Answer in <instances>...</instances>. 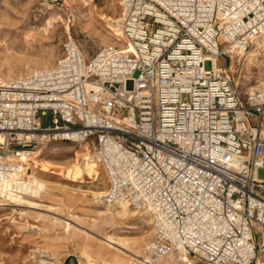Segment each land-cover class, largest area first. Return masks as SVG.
<instances>
[{
	"label": "built area",
	"instance_id": "2783aa9c",
	"mask_svg": "<svg viewBox=\"0 0 264 264\" xmlns=\"http://www.w3.org/2000/svg\"><path fill=\"white\" fill-rule=\"evenodd\" d=\"M120 4L119 45L86 62L69 37L55 65L0 77V190L22 193L23 152L75 143L107 176L104 203L149 213L148 260L260 264L264 85L241 92L219 58L264 53V0Z\"/></svg>",
	"mask_w": 264,
	"mask_h": 264
},
{
	"label": "rangeland",
	"instance_id": "374dc122",
	"mask_svg": "<svg viewBox=\"0 0 264 264\" xmlns=\"http://www.w3.org/2000/svg\"><path fill=\"white\" fill-rule=\"evenodd\" d=\"M121 18L120 0H0V77L9 80L55 65L69 37L89 62L100 48L119 45ZM219 64H232L228 69L243 93L264 85V53L250 51L236 65L235 58L221 56ZM84 150L65 141L31 150L24 182L35 175L47 187L36 196L18 193L24 201L8 199L10 204L0 205V264H141L148 259L155 234L149 213L133 207L122 213L119 204L104 203L98 192L107 189L108 179L100 166L97 176L85 172L82 178L42 170L64 171L75 161L85 165ZM110 236L114 243L108 244ZM181 254L149 261L208 264ZM259 261L264 262L263 255Z\"/></svg>",
	"mask_w": 264,
	"mask_h": 264
},
{
	"label": "bare ground",
	"instance_id": "6f19581e",
	"mask_svg": "<svg viewBox=\"0 0 264 264\" xmlns=\"http://www.w3.org/2000/svg\"><path fill=\"white\" fill-rule=\"evenodd\" d=\"M116 30L118 31L119 28H116ZM247 53H243L239 57H234L235 58V65H236V62H238L244 56H246ZM235 65H233L231 68L234 69ZM31 160H32V153L31 152H29V153L23 152L22 153V158L20 159V161L23 162V164H27ZM42 170L47 172V173L58 174V175L64 174L67 177H73V178H82V176L85 172L89 176H97V173H98L97 164H95L94 162H91V161H86L85 165L81 164L79 161H75V163H73L69 167H66V169H64V171L54 169V167H50V166H44L42 168ZM46 187H47L46 181L39 178L38 176H35V175L33 177L32 182H26V183L24 181L18 182V188H20L19 192H22L24 194H30L33 196H36L37 194H39ZM104 192L105 191H100V192H98V194L102 196L104 194ZM8 193L0 190V205L10 204L9 202H6V200H8V199L17 200V201H24L25 200V197L23 195L13 194L12 192L9 194ZM119 207L121 208L120 212H122V213L126 212L129 209V205L125 202L119 203ZM107 243L108 244L114 243V238L110 236L109 239H107ZM101 245L103 247L105 246L103 243ZM185 255H187V254L182 253L181 258H184ZM134 262L132 261V264ZM140 262H141V264H152V263H150V261L148 259L147 260L146 259L141 260ZM178 263H180V262H178ZM259 263L264 264V262H260V261H259Z\"/></svg>",
	"mask_w": 264,
	"mask_h": 264
}]
</instances>
